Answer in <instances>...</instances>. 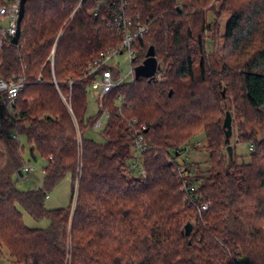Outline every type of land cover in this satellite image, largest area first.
<instances>
[{
	"label": "trees",
	"instance_id": "1",
	"mask_svg": "<svg viewBox=\"0 0 264 264\" xmlns=\"http://www.w3.org/2000/svg\"><path fill=\"white\" fill-rule=\"evenodd\" d=\"M80 1L27 0L18 43L0 44V79L26 81L14 113L0 106V263L7 249L14 264H264V47L255 43L264 38V0H126V13L149 25L133 63L154 45L160 68L116 86L95 116L87 115V66L122 36L108 24L113 3L95 16L97 0L77 9ZM210 12L230 14L220 68L207 56ZM236 89L243 117L230 158L222 114ZM106 111L98 142L87 131ZM132 119L145 125V174L127 164L137 150ZM200 130L209 168L197 163L192 174L179 158ZM22 135L46 160L43 185L29 190L13 179L25 166ZM242 143L254 146L249 160L237 152ZM68 173L74 206L48 209L49 191ZM193 183L195 202L184 190ZM19 207L49 225L27 226Z\"/></svg>",
	"mask_w": 264,
	"mask_h": 264
},
{
	"label": "rangeland",
	"instance_id": "2",
	"mask_svg": "<svg viewBox=\"0 0 264 264\" xmlns=\"http://www.w3.org/2000/svg\"><path fill=\"white\" fill-rule=\"evenodd\" d=\"M6 5H2L0 8ZM178 9H180V7ZM263 17L264 16H261L260 19L262 20ZM208 18L209 20H216L217 23L214 21L212 23L213 29L205 33V37H207L208 40L206 45L207 56L210 58V61L215 66V68H220L221 67L219 63L220 59L226 58L225 57L226 42L224 38V33L227 22L230 18V14L224 13L220 17H215L214 14L210 12ZM8 26H9V19L5 17L1 18L0 27L7 28ZM255 40H256L255 42L256 46L260 45L264 47L263 36L262 38L256 37ZM233 58H235V56H233ZM111 64H116V66L119 67V75H118L119 79H121L123 82L133 81V75L130 74L132 63L127 53H121L116 55L111 60ZM195 67L197 70H199L200 68L199 60L196 61ZM235 73L239 74V71L236 70ZM95 92L96 90L93 88V83H91L89 85L88 96H87L88 116H95L99 112V103L97 99L98 96ZM242 92L243 91L241 89H236L235 92H233L232 95H230V97L224 103V112L222 114V119L224 122L227 109L230 108L232 111L233 122L236 128L234 129L233 127V131L235 130V136L231 137V141L233 144L235 141H238V137L241 132L240 122L242 120L243 114L239 110V107L241 106V103L239 102L240 101L239 97L242 95ZM101 100L102 98H100V101ZM116 104L117 105L120 104L119 101H117ZM106 122H107V118L105 117L103 124H106ZM103 127L104 126L98 128L93 127L89 129L87 131L88 136L98 142H104L105 137L102 134ZM20 140H21V144L24 145L25 147L24 152L22 154L25 165L30 166L32 169L30 172H28L26 175L23 176L18 173H15L13 175V179L16 181V185L20 190H29L40 187L43 185V181H44L45 175H44L43 167L46 163V160L41 158L37 153H36L37 158H34L31 155L30 146L26 136L22 135L20 137ZM205 145H206V139L203 132L200 130L191 136V138L186 144L187 150L185 152V155L179 158V161H183V159L186 158L188 159V163H191L193 165L192 174H195L197 172V170L194 167L197 165V163H200L199 165L201 170H206L209 168V164H208L209 153L205 149ZM1 150H3V144L2 141L0 140V155H1ZM237 152L238 154L244 156L243 158H247L246 160H249L248 157V155L250 154L249 143L239 144L237 146ZM138 155L139 152L136 150V152H134V157L129 159L127 164L133 165V163L135 164L140 163L141 160L139 159ZM133 167L136 168L135 171L133 170L134 175H138L139 173L143 174L139 170L140 166L133 165ZM132 169L133 168H131V170ZM72 183L73 180L71 173L66 174L65 177L52 190L49 191L48 196L45 200L46 207L48 209H56V208L74 206L75 199H72ZM20 210L23 213V219L25 224L29 227L44 228L47 227L50 223L49 219L36 220L31 215H29L28 212H26L23 208H20ZM0 264H14L13 259L10 257L7 249L5 250V259Z\"/></svg>",
	"mask_w": 264,
	"mask_h": 264
},
{
	"label": "built area",
	"instance_id": "3",
	"mask_svg": "<svg viewBox=\"0 0 264 264\" xmlns=\"http://www.w3.org/2000/svg\"><path fill=\"white\" fill-rule=\"evenodd\" d=\"M82 2L83 0L80 1L77 9L80 8ZM105 3L114 4L115 9L109 18L108 24H114L122 37L117 44L102 50L93 61L89 62L86 69V74L92 78L93 88L96 90L95 93L98 96L99 107L103 106L102 100L104 96L116 86L123 83V81L118 78L119 67L116 66V64H111V60L118 54L127 53L132 63L130 74H132L134 78L135 65L133 62L136 57L135 41L149 31V25L147 23L136 22L126 13V0H97L96 6L92 9L91 13L95 16L99 15V10L105 5ZM19 9L20 0H15L13 3L0 8V17L9 19V26L7 28L0 27V44H2L3 39H12L16 34ZM25 85L26 81L22 76H15L8 81L0 79V106L6 104L8 110L11 113H14L13 101L19 93L25 89ZM100 98H102L101 101ZM118 101L119 103L121 102L120 97ZM105 117L108 119V111L96 120L94 127L98 128L104 126L105 124H103V122ZM137 123V119H132L129 125L133 129L137 151L142 152L146 149L144 136L142 134V129L145 128V125L138 127ZM13 137H17V135L14 134ZM253 148L254 146L250 145V149L253 150ZM133 165L140 166L139 170L145 174V169L142 163H133ZM181 167L182 166L180 165L178 168L181 169ZM31 169L30 166L25 165L21 171L23 175H26ZM196 189L197 186L195 183L184 185V190L188 193L187 199L191 202H195L196 200L193 196ZM208 208V203H203L200 206V210H207Z\"/></svg>",
	"mask_w": 264,
	"mask_h": 264
},
{
	"label": "water",
	"instance_id": "4",
	"mask_svg": "<svg viewBox=\"0 0 264 264\" xmlns=\"http://www.w3.org/2000/svg\"><path fill=\"white\" fill-rule=\"evenodd\" d=\"M26 1L27 0H20L19 16L17 19V31H16V34L12 38V43L14 44H17L20 38L21 23H22V19L25 13ZM159 68L160 66H159L158 58L156 56L155 46L150 45L147 51V54H146V58L143 60L142 63L135 66L134 77L135 78H140V77L152 78L157 74ZM232 121H233L232 114L229 110H227L226 116L223 122V127L225 130V144H226L227 152L230 158H233V155H234V147L231 142V137L233 135ZM19 172L21 175H23L21 170ZM192 228H193L192 222L188 221L184 227V231L187 236L191 234Z\"/></svg>",
	"mask_w": 264,
	"mask_h": 264
}]
</instances>
